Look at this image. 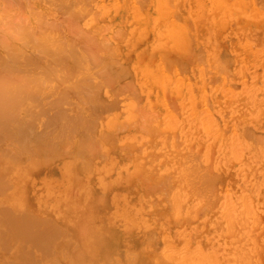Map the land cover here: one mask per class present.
<instances>
[{
  "label": "bare ground",
  "instance_id": "1",
  "mask_svg": "<svg viewBox=\"0 0 264 264\" xmlns=\"http://www.w3.org/2000/svg\"><path fill=\"white\" fill-rule=\"evenodd\" d=\"M146 1L0 0V264H264L260 242L246 217L254 201L264 199V68H259L264 53L242 57L233 73L250 76L244 81L245 95H238H243L247 115L235 126L239 130L229 142L237 141L223 156L226 162L244 164L242 178L233 186L229 175H211L210 153L200 159L188 150L192 128L200 129L199 142L220 137L214 115L202 118L191 110L200 105L201 90L189 84L183 88L147 63L130 64L134 41H148L151 50L162 55L170 46L187 49L203 38L210 46L209 58L218 59L221 29L207 22L202 0H196L199 6L195 4L193 12L206 33L195 38L165 15L166 0ZM143 10L148 14L142 15ZM119 15L126 24L120 23ZM105 17L108 23L119 21L108 33L103 29ZM144 22L152 26L151 40L144 38ZM231 23L235 22L228 18L225 25ZM221 62L212 67L222 68L226 60ZM134 83L146 92L152 108V95L173 85L185 109V118L164 127L184 134L183 151H172L166 136L154 138L162 127L160 120V128L149 123L144 135L129 141L135 168L148 167L162 180L171 175L169 194L158 201L135 199L136 174L123 179L122 168L107 157L123 139L115 135L122 117L116 94L136 99ZM106 87L111 90L109 103L103 94ZM218 93L217 89L213 96L217 105L223 99ZM129 109L132 118L139 115L135 105ZM40 121L44 127L39 131L35 124ZM42 150L44 159H69L59 185L35 179L33 155L40 156ZM157 151L165 152L161 161L155 160ZM223 182L231 187L216 197L214 185ZM108 196L115 203L113 210L106 209ZM204 206L214 209L196 221ZM261 208L264 211V201ZM154 209L156 218L151 216ZM173 219L185 221L184 227L174 229ZM234 234L250 240L231 242L228 237ZM79 244L81 248L71 253Z\"/></svg>",
  "mask_w": 264,
  "mask_h": 264
},
{
  "label": "rangeland",
  "instance_id": "2",
  "mask_svg": "<svg viewBox=\"0 0 264 264\" xmlns=\"http://www.w3.org/2000/svg\"><path fill=\"white\" fill-rule=\"evenodd\" d=\"M148 3H151V0H147L146 4ZM166 3L167 5L173 3L172 6L171 4L169 6H165V8L167 9L166 11L168 12H166L165 15L169 18L171 16V21L178 24L176 28L182 29L185 27V31L190 32L193 38H195L196 34H200L202 32L206 33V30L203 31L200 27L197 16L195 12H193V7L195 6V4L199 6L198 1L166 0ZM170 6L171 8L173 7V10L171 9V12H169L168 10L170 9ZM200 7L208 9L207 12L209 14V20L207 22L212 23L213 27L216 23L218 25L217 27L221 29L219 37L217 35V40H219L221 44L220 58L217 59V56L209 58L206 48L209 49L210 46L207 40L203 38L197 39L196 42H193V44L190 46L191 48L189 47L187 49L170 46L166 51H163L164 54L162 55L153 52L148 41L142 44H136V41H134L133 43H131V48L133 50L131 53L132 59L130 64L133 65V63H135L137 65H145L147 63V66L150 65L148 68H154L158 70L159 75L167 73L171 79L175 78L176 80L173 82L180 83L181 85H183V88H185L186 84H189L190 87H195V89L201 90V92L198 90L199 95H201L202 97L201 103L200 105L196 106L197 108H192L191 110L196 111L195 114H200L202 118L209 117V115H214L218 120V127L220 126V137L209 138L207 142H199L198 138H200L201 136L200 129L197 127L192 128L188 130V134L192 135L191 137L193 139L188 144V150H190V153H192L193 155H197L200 159L204 158L205 153H210L211 158L209 157L210 164L208 169L211 175L221 177L229 175V177H231L232 185L236 186L237 181L242 178L241 174L243 173L244 164L242 163V160L239 163H232L228 162L227 159L226 162L223 156L225 155L224 152L228 149H231L234 143L237 141L236 140L232 143L229 142L234 133L239 130V128H236L235 126L238 124V122L245 119L247 115L245 103L243 101V95H245L246 93V88L244 91L242 90L245 83L244 81L247 82L250 76H245L242 78L238 76L234 77L233 73L236 67L240 65V59L242 57L264 53V0H202ZM258 11L260 12V14H258ZM140 13L142 15L148 14L147 10H143ZM51 15L53 17H56L58 15V12H52ZM119 18L120 23H127V20L123 19L120 15ZM228 18H230L231 21L235 23H231L230 25L226 26L225 23ZM179 20L181 23L179 22ZM103 22V29H106L107 31L105 30V32L107 33L108 30H112L119 24V21L115 20L108 23L107 17L103 19ZM143 27L147 29H144V34L146 36L144 38H149L151 40V24L148 22H144ZM178 32L180 33V31ZM214 40H216V38H214ZM244 53H247V55H243ZM161 56H163L162 59ZM222 59L223 61L226 60L227 63L223 62V64H225L227 67L225 68V66H223L222 64V68H214L218 67L219 62L222 63ZM217 60L221 61L218 62ZM262 61L264 63V60ZM213 65L214 67H212ZM259 68L263 69L264 65L261 66L260 63ZM247 74L250 75L249 73ZM213 77H215V79L210 82ZM225 79L226 83L224 82ZM250 83L251 81H249L247 85ZM135 87L136 90H138L136 96L137 98L134 100L130 99L126 95V93L124 94L122 92H119L121 94H116L118 95L116 96V100L119 101V107L122 110V117L118 119L121 123L117 122L118 126L115 129V135L122 137L123 139L120 140V142H117L114 147L110 148V150H115V152L111 154L108 151V154H110V156L107 157L114 158L116 164H118V166L122 168L123 179L127 180L126 177L130 176L131 174H136L135 178H137L136 183L138 187L137 191L135 190V199H143L144 201L146 199H151L158 201V199L162 198V196H168L171 175H168L165 180H162L163 178H161L157 173H151L153 170L148 167H145L146 169L144 167L140 169L135 168L133 163L134 155L128 148L130 146L129 144H131V142L129 141L134 140L137 135H144L147 131L148 124L151 123L149 125L151 127H154L156 125V128L158 126L160 128L162 126L160 129L158 128L160 130L158 135L153 134L154 138L166 136L168 141L166 142L165 140V142L169 146H171L170 149L172 151L176 153L183 151L184 147L187 145V143H185L184 134L180 131L176 134H173L169 132L168 129L166 130V128L164 127L169 123L173 125L174 121L178 118H185V109L181 102L180 94L171 84L168 85V87H166V89H164L161 93L152 95L153 98H151L154 101L153 108L150 105V101L146 92L140 90L136 86V84ZM217 89L219 92L218 95H221L223 98L219 105L215 104L213 100V96H215V92L217 91ZM231 91H236L237 94L233 96L230 94ZM241 91L243 95L240 99L238 95ZM109 93H111V90L110 88L106 87L103 90V94L109 98ZM138 93L140 97L138 96ZM110 101L111 97L109 98V100L105 101V103H109ZM131 104L135 105L138 108L139 115H137L135 118H132L133 114L129 109ZM261 105L264 108V89L261 93ZM158 120H160L162 125L159 124L160 122H158ZM208 122H212L214 125L216 124V122L212 121L211 118L210 121L208 118ZM41 123L42 122L40 121L35 124V128L37 130L41 129ZM181 128L182 126L178 123L177 129L179 130ZM173 138L175 139V141L172 140ZM124 139L126 144L124 143ZM40 150L38 152H40ZM38 152L33 155V162L36 161V163H34L33 165L34 173L36 175L35 179L39 183L41 181H46L50 185H59V183L63 182L64 179V169L66 163L69 160L67 159L68 157H53L54 160H52V157L50 155H47L50 156L51 159L45 157L46 160L48 159L46 162V160L44 159L45 155L43 154L45 151L43 152L42 150L40 156H37ZM115 154H117V156ZM155 154V160L161 161L164 158L165 152L157 151L155 152ZM37 160H41V163H39ZM133 171H135L136 173ZM125 180L123 182H125ZM132 183H134L133 180L131 184ZM214 186V191H216L217 197L219 195H223L226 190L231 187V184L223 182L222 185L215 184ZM80 191L81 189H78L79 193ZM77 196H80V194H77ZM263 201L264 199L260 197L257 201H254V204L252 206L253 210H247L246 212L247 224L248 226L252 227L253 231H255V239L260 242L261 245L259 250L261 259L264 258V211L263 208H261ZM218 202L222 201L220 200ZM218 205L227 207V204L218 203ZM114 206L115 203H113L112 199L108 196V199H106V209L113 210ZM203 208L197 215L196 221L202 220L214 209L207 206H204ZM151 216L155 218L158 217L157 211L155 209L153 210V215ZM172 218H175V216H172ZM184 222L185 221H182L181 225L173 219L171 224L174 226V229L177 227L182 228L185 225ZM117 231L118 230H113L114 233H118ZM228 238H231V242L241 239H243L244 241L250 240V238H248L245 234H234ZM255 239L252 238L253 241ZM222 241L226 243V236ZM80 248L81 245L79 244L74 249H70V251L71 253H74L77 252ZM245 261L247 262L248 260L245 259ZM172 264L175 263L173 262Z\"/></svg>",
  "mask_w": 264,
  "mask_h": 264
}]
</instances>
